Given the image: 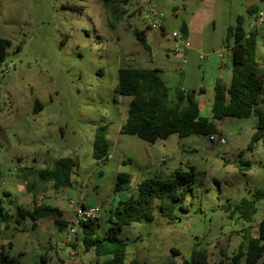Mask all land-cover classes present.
<instances>
[{
    "label": "rangeland",
    "instance_id": "obj_1",
    "mask_svg": "<svg viewBox=\"0 0 264 264\" xmlns=\"http://www.w3.org/2000/svg\"><path fill=\"white\" fill-rule=\"evenodd\" d=\"M155 6L163 14L165 34L156 44L146 40L145 49L133 34L145 26L134 0H0V39L9 41L0 67V201L12 218L17 207L32 211L48 204L63 210L61 217L35 222L25 218L19 225L15 218L9 220L0 235V264H65L61 249L71 223L60 228L55 220L72 222L73 209L81 205L100 208L97 233H107L111 211L129 198L128 192L135 195L130 191L134 184L114 191L120 173L137 181L170 179L176 173L192 179L189 190L181 189L174 222L160 215L155 201L150 220L119 232L127 246L124 264H182L193 249L206 250L209 264H233L244 231L257 236L264 196L250 226L223 210L227 203L264 193V135L247 149L255 115L215 121L218 134L211 141L173 135L149 145L119 133L130 98L118 96L116 85L121 68L159 69L169 106L177 91L195 92L201 116L211 118L215 83L228 87L231 80L227 47L233 39L226 42L227 28L241 17L249 32L257 13L264 12V0H156ZM252 7L256 12L250 14ZM197 10L202 46L186 52L188 39L182 37L176 55L168 37L180 34L183 24L189 27ZM252 31L261 81L264 27ZM35 101L40 105L37 113ZM104 126L110 159L101 164L92 159L91 150L95 129ZM62 158L72 160L76 173L71 186L59 191L60 205L49 183L33 175L25 181L22 171L50 168ZM240 162L249 163L250 169L238 170ZM27 183L34 194L27 191ZM79 231L72 249L80 263L102 262L92 250L83 251ZM169 246H176L179 254L173 255Z\"/></svg>",
    "mask_w": 264,
    "mask_h": 264
},
{
    "label": "trees",
    "instance_id": "obj_2",
    "mask_svg": "<svg viewBox=\"0 0 264 264\" xmlns=\"http://www.w3.org/2000/svg\"><path fill=\"white\" fill-rule=\"evenodd\" d=\"M101 1L105 4L108 2V0ZM248 12L253 14L256 10L252 7ZM133 34L139 43L148 49L145 32L140 30L134 31ZM228 39H233L230 85L226 87L219 81L215 83L211 118L200 115L195 92L177 91L172 106H169L168 89L162 81L159 69L128 66L119 69L117 73L116 94L130 98L127 116L119 128V133L149 145L159 140H166L173 135L181 139L192 135L210 138L218 134L215 121L224 118L247 119L255 115L257 124L247 147L248 150L252 149L264 135V79L260 81L258 77L256 31L245 32L243 19L237 17L236 24L227 28L226 42ZM8 46V40L0 39V67L5 60ZM39 110L40 105L35 101L34 112L37 113ZM106 135L107 128L104 126L96 128L93 136L91 156L93 160L101 164L108 161L109 145ZM237 168L240 171H248L250 164L240 162ZM74 169L75 165L71 159L62 158L56 160L50 168L40 170L29 168L23 169L22 172L25 181L33 175L38 181L49 183L55 192H59L71 186ZM129 178L128 174H118L114 191L127 189ZM191 183L190 176L181 173H176L172 178L165 180L150 178L140 181L135 195L119 201L111 211V226L107 233L104 235L97 233L99 226L97 218L81 225L79 232L83 251L92 250L98 259H104L97 264H124L127 246L118 237L119 232L143 220H150L155 201L158 203L160 215L169 222H174L176 220L174 211L182 199L181 189L189 190ZM27 191L34 194L31 183H27ZM263 196L264 193L257 192L252 199H241L237 204L227 203L223 206V210L236 215L242 222L250 224L256 205ZM142 209L143 212L140 214ZM15 213L16 216L12 218L0 201V235L2 229L7 228L6 223L14 218V224L19 225L25 218L35 222L49 215L61 217V210L48 204L35 207L32 211L17 207ZM55 224L60 228L67 226V223L57 219ZM35 226L33 223L32 227ZM244 232L246 234L244 244L240 245L238 252L233 256L232 263L260 264L264 257V216L258 224L257 236H250L247 231ZM171 252L173 255L179 254L175 250ZM182 264H209L208 252L204 249H193L189 258L184 259Z\"/></svg>",
    "mask_w": 264,
    "mask_h": 264
},
{
    "label": "built area",
    "instance_id": "obj_3",
    "mask_svg": "<svg viewBox=\"0 0 264 264\" xmlns=\"http://www.w3.org/2000/svg\"><path fill=\"white\" fill-rule=\"evenodd\" d=\"M136 1V2H135ZM156 0H134L135 5L139 9L138 16L140 17L141 22L144 23V31L145 33L148 31L158 30L162 34H165L162 31V27L164 25V17L163 14L157 10L155 6ZM264 27V12H258L254 21L250 25V31L259 29ZM166 36V35H165ZM174 43L172 52L176 55L181 53L179 45L182 43V36L176 32H172L170 37ZM184 45V44H183ZM227 51L232 53V47L228 46ZM183 61L182 63H186L185 55H182ZM200 60H204V57L201 56ZM211 138H208L211 141ZM224 139H220L219 143L224 144ZM108 160L110 159V155H108ZM137 189V185L132 187L130 191L135 192ZM100 212V208L96 206H84L81 205L73 209L74 218L71 222L65 236L63 239V255L65 256V264H81L79 259L76 257L75 252L72 249V246L77 240L78 231L82 224L87 223L91 220H94L98 217Z\"/></svg>",
    "mask_w": 264,
    "mask_h": 264
},
{
    "label": "crops",
    "instance_id": "obj_4",
    "mask_svg": "<svg viewBox=\"0 0 264 264\" xmlns=\"http://www.w3.org/2000/svg\"><path fill=\"white\" fill-rule=\"evenodd\" d=\"M198 10L194 13V17L191 19V21H190V24H189V27H187V30H188V36H187V42L184 44V47H185V50H186V52H188V51H191V50H194V49H197V48H201V46H202V35H201V28H202V23L200 22H198ZM199 23V24H198ZM162 31H164V25H163V27H162ZM158 33L157 34H151V33H145V35H146V37H145V39L146 40H148V41H150V43L151 42H153V43H157L161 38H163V36H164V34H162L160 31H157ZM148 44V43H147ZM149 47V46H148ZM231 57V56H230ZM131 67V66H130ZM153 69V68H152ZM196 102H197V104H198V107H199V110H200V106H199V103H198V101L196 100ZM211 107H212V104H211V106H210V112H211ZM200 115H201V113H200ZM76 173V170L74 169L73 170V174H75ZM130 176V175H129ZM140 181H137V180H135V178H132L131 176H130V178H129V186L130 185H133L134 184V186H136L138 183H139ZM128 186V187H129ZM133 186V187H134ZM130 188H128V190H129ZM58 193V203L60 204V205H62V203H63V201H61V195L59 194V192H57ZM132 195H134V194H131V193H129L128 192V194H127V196L128 197H130V196H132ZM124 200V199H123ZM60 208V210H61V216H62V214H63V210H62V208H61V206L59 207ZM62 223H67V226H68V224L69 223H71V221L70 222H67V221H61ZM246 224V223H245ZM248 225V224H247ZM67 226H66V229H67ZM248 226H250V225H248ZM176 246H169V251L171 252V250H175V249H173V248H175ZM62 252H63V245H62ZM176 251V250H175ZM172 253V252H171ZM104 261V260H103ZM102 261V262H103ZM66 263V262H65ZM99 263V262H98ZM101 263V262H100Z\"/></svg>",
    "mask_w": 264,
    "mask_h": 264
},
{
    "label": "water",
    "instance_id": "obj_5",
    "mask_svg": "<svg viewBox=\"0 0 264 264\" xmlns=\"http://www.w3.org/2000/svg\"><path fill=\"white\" fill-rule=\"evenodd\" d=\"M180 34H181L182 37L187 38V36H188V30H187V27H186L185 24H183L181 26V28H180ZM206 139H208V137H206Z\"/></svg>",
    "mask_w": 264,
    "mask_h": 264
}]
</instances>
